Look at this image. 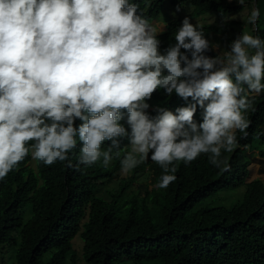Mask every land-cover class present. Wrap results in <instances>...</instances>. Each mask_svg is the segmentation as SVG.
I'll list each match as a JSON object with an SVG mask.
<instances>
[{
	"label": "clouds",
	"instance_id": "clouds-1",
	"mask_svg": "<svg viewBox=\"0 0 264 264\" xmlns=\"http://www.w3.org/2000/svg\"><path fill=\"white\" fill-rule=\"evenodd\" d=\"M138 9L133 0H0V180L29 155L48 166L108 167L122 138L121 174L150 159L163 170L160 189L177 179L179 162L202 154L230 170L222 154L237 147V130L247 135L253 95L264 92V38L242 32L230 51L209 56L203 26L185 16L161 51L164 28ZM259 17L253 0L247 23ZM157 90L186 106L150 115Z\"/></svg>",
	"mask_w": 264,
	"mask_h": 264
},
{
	"label": "trees",
	"instance_id": "trees-1",
	"mask_svg": "<svg viewBox=\"0 0 264 264\" xmlns=\"http://www.w3.org/2000/svg\"><path fill=\"white\" fill-rule=\"evenodd\" d=\"M165 1L173 7L192 8L198 15H224L242 8L224 0H133L149 22L158 20ZM256 4L261 19L253 36L264 38V0ZM183 19L170 21L158 35L161 51L175 43ZM202 26L212 48L206 54L216 56L213 44L226 30ZM252 101L247 135L237 130V147L221 157L230 164L229 171H221L202 154L190 164L179 162L174 182L166 189L146 191L139 200L134 196L127 199L125 193L143 171L141 163L110 200L97 196L104 182L121 171L127 138H122L120 155L113 154L108 168L97 163L75 170L59 161L50 166L35 161L32 167L29 155L0 180V258L6 246L15 249V264H77L72 241L79 235L83 264H264V183L247 181L250 170L245 155V149L264 145V92L254 94ZM148 103V112L155 116L159 108L175 111L187 102L157 90ZM201 113L198 108L194 116L198 122ZM126 118L121 121L125 127ZM109 143L105 141L102 148ZM79 150L78 144L70 154L74 164ZM259 154L264 156V147ZM162 173L153 161L156 185ZM239 188L244 189L242 199L229 208L207 203L220 192Z\"/></svg>",
	"mask_w": 264,
	"mask_h": 264
},
{
	"label": "rangeland",
	"instance_id": "rangeland-1",
	"mask_svg": "<svg viewBox=\"0 0 264 264\" xmlns=\"http://www.w3.org/2000/svg\"><path fill=\"white\" fill-rule=\"evenodd\" d=\"M229 5H237L238 0H224ZM263 0H259L261 4ZM253 0H245V4L248 7L241 5L240 11L236 13L220 14L218 12H209L206 14L198 15L192 11L189 7H173L168 1H165L161 6L160 15L157 21L150 22L156 24L158 27L165 28L166 24L172 20L178 18H184L185 16L191 17L192 23H199L201 25H215L226 30V34L218 36V43L213 44V48L217 55L223 56L227 51H230V44L234 41L242 32H248L253 35V25L247 23V16L249 14ZM240 5V4H239ZM261 19V17H259ZM163 32V31H162ZM263 146L256 145L252 149H245V155L248 160V169L250 170L247 181L260 180L264 183V156L259 154L260 148ZM130 150V148L128 149ZM112 164H109L110 167ZM143 171L137 176L135 181L129 186L125 193V198L129 199L134 196L136 199L144 197L146 191L158 188L154 182L152 174V160H146L141 163ZM30 165L35 166V161L31 160ZM101 167H104L100 163ZM107 167V168H108ZM131 172L124 175L121 171H118L111 181H105L104 184L98 189L97 196L110 200L111 195L118 188L121 182H126ZM243 188L237 190L223 191L213 198V201L208 200L207 203L210 206H224L229 208L234 202L242 199ZM82 246L83 242L79 235H76L72 241L73 252L76 256V263L83 264L82 258ZM15 249L9 247H3L1 249V261L0 264H15L14 261ZM68 258L70 256L68 255Z\"/></svg>",
	"mask_w": 264,
	"mask_h": 264
},
{
	"label": "water",
	"instance_id": "water-1",
	"mask_svg": "<svg viewBox=\"0 0 264 264\" xmlns=\"http://www.w3.org/2000/svg\"><path fill=\"white\" fill-rule=\"evenodd\" d=\"M257 0H254V2L256 3ZM253 30H256V24L253 25Z\"/></svg>",
	"mask_w": 264,
	"mask_h": 264
}]
</instances>
